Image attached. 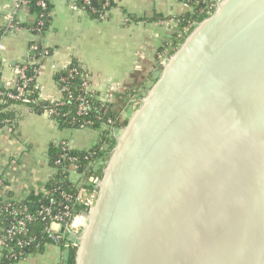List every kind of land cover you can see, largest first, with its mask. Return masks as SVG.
Wrapping results in <instances>:
<instances>
[{
	"label": "water",
	"instance_id": "obj_1",
	"mask_svg": "<svg viewBox=\"0 0 264 264\" xmlns=\"http://www.w3.org/2000/svg\"><path fill=\"white\" fill-rule=\"evenodd\" d=\"M113 138L75 264H264V0L216 3Z\"/></svg>",
	"mask_w": 264,
	"mask_h": 264
},
{
	"label": "crops",
	"instance_id": "obj_2",
	"mask_svg": "<svg viewBox=\"0 0 264 264\" xmlns=\"http://www.w3.org/2000/svg\"><path fill=\"white\" fill-rule=\"evenodd\" d=\"M45 1L50 9L47 27L35 34L31 31L34 14L27 8L15 12L14 0H0V29L12 13L20 26L2 37L0 88L12 84L14 69L28 59L29 45L35 41L40 50L31 58L37 65L39 99L60 97L54 74L76 61L88 74L90 90L97 99L120 112H130L129 105L156 79L160 54L171 53L182 33L180 19L192 11L184 0H118L108 6L106 18L100 20L85 10H72L74 0ZM8 112L15 124L11 133L0 128V176L5 175L6 183L0 185L3 199L25 200L31 194L45 193L56 171L50 155L58 141L67 140L81 151L98 142L96 131L60 127L47 113L25 105L11 104ZM71 128L89 131L76 133ZM28 256L17 264H26ZM58 263L53 257L46 262Z\"/></svg>",
	"mask_w": 264,
	"mask_h": 264
},
{
	"label": "built area",
	"instance_id": "obj_3",
	"mask_svg": "<svg viewBox=\"0 0 264 264\" xmlns=\"http://www.w3.org/2000/svg\"><path fill=\"white\" fill-rule=\"evenodd\" d=\"M32 0H14L13 7L14 11H18L21 8H27ZM93 0H74L70 7L72 10H85L91 14L97 16L98 19L104 20L106 18L107 8L113 3H117L118 0H95L96 5L92 4ZM192 0H184L188 4ZM221 0H207L202 1V4H198L197 13L199 15L207 16L209 15L216 3ZM34 5L38 8V13L35 14L34 24L31 27V31L35 34L41 32L45 25V19L47 17V3L45 0H35ZM195 21H188L182 29V34L188 33L195 25ZM20 29L18 21L16 20L14 13L9 14L5 17V24L0 29V53L4 49L2 42V37L9 33ZM179 35L178 37H180ZM39 45L33 41L29 45V56L36 54L38 52ZM171 53L165 52L161 53L159 56V63L162 66L168 56ZM23 64V63H22ZM71 64V63H70ZM69 64V65H70ZM68 66V65H67ZM65 66L63 69H65ZM25 65L17 66L14 69L13 82L9 86L13 91H0V112H8L11 104L18 103L25 105L27 108L34 110L41 104L42 100L38 98V94L33 97V91L28 90L27 86L29 82L35 80L37 75V67L33 69L32 75H27L25 73ZM61 69V70H63ZM60 70V71H61ZM78 76L79 85L73 90L69 86V81ZM62 84L58 86V91L60 97L55 100L48 101V105L39 106L42 112L47 113L52 118L61 116L67 123L75 124L78 117H85L89 113L96 110V118L99 120L104 117L108 111L109 106L105 101L100 100L98 106H91L87 94L90 92V82L89 76L82 66L79 64L77 66L70 67L66 70V74L60 78ZM7 87V88H9ZM5 88V89H7ZM141 97L136 98L129 105L128 109H134L135 105L140 102ZM8 100L15 101L14 103L7 104ZM73 103L75 109L73 110L72 116H69L71 111H60V108L68 106ZM33 105V107L31 106ZM129 111H121L120 115L111 118L108 117L103 122V129H109L110 135L113 137L118 133L123 126L119 125L125 119V115ZM93 122L90 119H83L80 123V128H86V125H91ZM119 126H115V124ZM15 118L12 117H0V128H5L9 133L14 129ZM107 144L99 148L100 151L104 152L106 150ZM58 150L57 156L53 161L55 167H60L63 171H68L70 173V179L73 183H76L77 191L75 193H70L66 191L59 183H55L54 190L58 193V198H50L46 203L38 205L37 207L30 209L25 203H17L14 199H0V216L7 214L9 216V221L7 225L0 229V259L2 257L10 259H18L23 250L29 246V244L35 240V236H28L29 227L34 223H41L40 234L44 236L51 244H58L62 240L66 241V244L71 243L77 246V228L79 226H84L86 222V215L89 213L90 209L93 207L96 197H97V183L101 177V170L104 167L107 160L100 158L96 161L90 159V156H95V152H91L84 157H79L72 154V145L67 140H60L55 146ZM110 152L108 153V155ZM87 161L86 166L88 170H91L93 174L88 177L87 180L80 177L77 174L82 161ZM82 171V170H80ZM76 178L74 179L73 177ZM0 185L5 186V175L0 176ZM79 205L81 211L78 214L73 212V207Z\"/></svg>",
	"mask_w": 264,
	"mask_h": 264
},
{
	"label": "trees",
	"instance_id": "obj_4",
	"mask_svg": "<svg viewBox=\"0 0 264 264\" xmlns=\"http://www.w3.org/2000/svg\"><path fill=\"white\" fill-rule=\"evenodd\" d=\"M195 1H198V4H202V1H207V0H192L190 2H188V5L192 8V11L188 12L186 15H184L181 19H180V26L183 28L185 26V24L188 21H195L198 22L200 20H202L205 16L204 15H199L197 13V6L195 5ZM35 0H32L30 5L27 7V9L29 10L30 13L32 14H37L38 13V8L34 5ZM48 10L49 7L46 10V13L48 14ZM48 18L46 17V21H45V26L42 29V32H44L45 28L47 27V23H48ZM186 36V33L182 34L180 37L177 38V41L174 44V48L172 49L171 53L173 52V50L177 47V45L183 40V38ZM35 54L33 55V58L35 59ZM38 56V55H36ZM34 59L29 58L27 60H25L22 63H20L17 66H21V65H25V73L27 75H32L33 73V69L35 67H37L36 63L32 62V60L34 61ZM78 63L76 61L71 62L70 65H68L65 69L58 71L54 74V80L56 82V84H58V86H61L62 82L60 80V78L66 74V70L70 67L73 66H77ZM79 85V79L78 76H76L75 78L71 79L69 81V86L70 88L73 90L74 88L78 87ZM28 90L33 91L34 96H36L37 93V87H36V81L33 80L31 82H29L28 86H27ZM13 91V89L11 87L4 89V88H0V91L4 92V91ZM87 98L89 99V103L91 104V106H98V104L100 103V100L97 99L96 94L93 93L91 90L90 92L87 94ZM128 98V97H127ZM124 99V100H128V99ZM104 101V100H103ZM15 101L13 100H8L7 104L10 103H14ZM106 104L109 106V111L108 113L102 117L101 119H97L96 118V110L93 109V111L91 113H89L88 115H86L85 117H78L75 116L77 118V122L75 124H70L67 123L61 116L58 117H54L53 119H55L57 121V123L59 124L60 127L62 126H73V127H78L80 128V123H82L83 119H90L92 120V124L91 125H86V128L92 129L94 131H96L98 133V142L96 145H94V147H92L89 150H85V151H81V150H72V154L73 155H77L79 157H84L86 155H88L91 152H95V156H90V159L93 161H96L100 158H104V160H107L109 155L108 153L110 152L111 148L114 145V138L110 135V130L109 129H103V122L106 120V118L111 117L114 118L118 115H120V110H116L115 108L111 107L112 105L105 101ZM48 101H42L41 104L39 106H44V105H48ZM33 107V105H31ZM39 106L34 107L35 112H42L39 108ZM75 109V105L73 103L69 104L68 106L62 107L60 108V111H71L69 116L74 115L73 114V110ZM0 117L4 118V117H12L10 112H0ZM127 120L123 119V121L121 122V124L123 127L126 125ZM117 123L115 124V126H119ZM103 143L107 144V148L106 150H104V152L100 151L99 148L103 145ZM58 150L56 147L52 148L51 150V155H50V162L53 165V161L55 159V157L57 156ZM87 161L83 160L81 162V166L79 167L77 174H80V177L84 178V180H87L88 177H90L93 172L91 170L86 169ZM54 166V165H53ZM55 174L53 179L48 183L47 187H46V191L43 194H31L30 196H28L25 200H16L15 202L17 203H25L26 205H28L30 207V209H33L35 207H37L38 205L44 204L46 203L50 198L54 197V198H58V193L54 190V187L57 186L55 185L54 181L56 183H59L61 185V187H63L66 191L70 192V193H75L77 191L76 188V183H73L72 180L70 179V173H68V171H63L60 167H55ZM82 170V171H80ZM0 199H3L2 196H0ZM81 211V207L79 205H75L73 207V212L75 214H78ZM9 221V216L7 214L1 215L0 216V229H3L7 223ZM41 223L36 222L34 223L32 226L29 227V233L28 236H35V240L32 241L28 247H26L25 250H23L22 255L18 258V259H10V258H5L2 257L0 259V264H17L20 260L24 259L26 256L30 255V254H34V253H43L46 250V247L48 245H51V243L40 234V229H41ZM57 246H59V250L64 255V262L61 263V261L59 260L58 264H75V254H76V245L68 243L66 244L65 240H62L60 243L56 244Z\"/></svg>",
	"mask_w": 264,
	"mask_h": 264
},
{
	"label": "rangeland",
	"instance_id": "obj_5",
	"mask_svg": "<svg viewBox=\"0 0 264 264\" xmlns=\"http://www.w3.org/2000/svg\"><path fill=\"white\" fill-rule=\"evenodd\" d=\"M146 91L143 93L142 97L144 96V94L146 93ZM139 104H140V102H138V104L135 105V108L134 109H132L130 112H128L125 115V119L126 120L130 117V115L132 114V112H134V110L138 107ZM70 130L73 131V132H76V133H81V132H84V131H89V129H87V130H79V129H73V128H71ZM73 178L75 179L76 176L73 177ZM82 228H83V226L82 227L79 226L77 228V235L80 234ZM51 257H53L54 259L60 260L61 263L64 262V258H65L64 255H63V252L62 253L60 252L59 246L54 245V244H51V245H48L46 247V250L43 253L30 254L28 256V258L24 262H26V264H46V262H50Z\"/></svg>",
	"mask_w": 264,
	"mask_h": 264
}]
</instances>
